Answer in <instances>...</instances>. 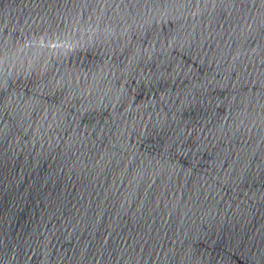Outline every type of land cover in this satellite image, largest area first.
<instances>
[{
    "label": "water",
    "instance_id": "water-1",
    "mask_svg": "<svg viewBox=\"0 0 264 264\" xmlns=\"http://www.w3.org/2000/svg\"><path fill=\"white\" fill-rule=\"evenodd\" d=\"M0 264H264V0H0Z\"/></svg>",
    "mask_w": 264,
    "mask_h": 264
}]
</instances>
